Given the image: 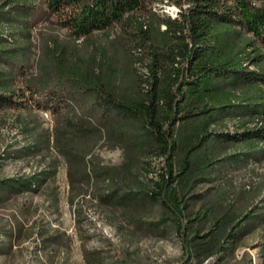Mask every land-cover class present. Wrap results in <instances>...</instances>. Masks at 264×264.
I'll return each mask as SVG.
<instances>
[{"label": "trees", "instance_id": "1", "mask_svg": "<svg viewBox=\"0 0 264 264\" xmlns=\"http://www.w3.org/2000/svg\"><path fill=\"white\" fill-rule=\"evenodd\" d=\"M156 1L42 0L39 8L35 0H0V109L27 111L24 131L33 139L5 156L43 159L32 173L0 177V202L42 189L54 193L60 156L67 162L71 188L85 194L94 178L111 172L91 158L97 145L107 137L112 144L141 143L160 157L152 189H121L110 176L113 187L97 195L129 208L128 216L137 223L142 217L130 207L148 197L158 201L164 210L150 226L165 234L173 230L182 244V262H189L195 254L206 259L222 252L226 242L264 224L263 203L259 212L225 213L207 233L191 237L185 190L201 168L218 160L204 146L209 137L264 144V0H172L189 4L176 19L153 10ZM37 11L48 27L64 29L69 43L117 28L146 52L144 71H136V82L123 86L111 61L104 67L101 56L60 55L65 45L53 35L43 47L51 54L50 65L40 64L29 74ZM220 90L227 92L226 102L214 95ZM35 109L56 117L53 133ZM225 113L238 115L241 130L212 133L210 126ZM191 127L192 138L184 141ZM199 146L207 153L202 167L192 159ZM260 155L264 149L254 156ZM116 253L122 263L133 254L124 248Z\"/></svg>", "mask_w": 264, "mask_h": 264}, {"label": "rangeland", "instance_id": "2", "mask_svg": "<svg viewBox=\"0 0 264 264\" xmlns=\"http://www.w3.org/2000/svg\"><path fill=\"white\" fill-rule=\"evenodd\" d=\"M35 1L42 8V0ZM36 18L38 23L32 29L33 46L28 54L29 74L36 73L40 64L50 65L51 54L43 47L53 35L65 45L60 55L66 52V55L75 54L76 57L101 56L104 67H108L111 61L119 72V83L123 86L135 83L136 71L145 69L146 52L133 46L117 28L69 43L65 30L48 27L41 11L36 12ZM160 29L165 28L162 25ZM214 95H218L222 102L229 98L223 90ZM33 112L53 133L56 117L45 110L35 109ZM27 117L28 112L24 110L0 109L1 178L32 173L43 164L40 155L22 158L5 156L33 140L24 131L22 120ZM216 119L209 128L212 133L241 130L240 118L235 113H225ZM193 132L194 127L185 130L183 140L192 138ZM212 137L214 135L205 141L204 146L218 160L213 161L210 167L201 168L187 181L185 189L188 191L191 237L196 232L200 235L207 233L225 213L263 210L264 155L259 158L254 155L258 149H264V144L220 141L218 137ZM143 138L142 135L138 137L140 141ZM125 143L127 141L123 140L112 144L107 137L95 147L91 158L97 157L101 165L108 169L106 171L111 172L94 178L85 194H78L71 188L67 162L60 156L56 183L52 186L54 193L42 189L39 193L12 195L0 202V264H264V224L226 242L225 250L220 253L206 259L195 254L189 262H182L183 249L179 236L169 228L165 234L149 224L163 213L164 209L158 201L148 197L145 202L137 200L138 203L130 207L142 217L140 223L128 216L129 208L117 202L102 201L97 192L111 189L113 183L121 189L141 191L151 190L157 179L160 157L149 152V148H144L141 143L132 147ZM200 147L197 149L199 153L194 152L192 159L195 165L202 167L207 157L205 149ZM182 155L183 151L179 150L178 158ZM110 176L115 177L116 182L112 181V177L108 180ZM118 248L133 252L126 257V263L117 258Z\"/></svg>", "mask_w": 264, "mask_h": 264}, {"label": "bare ground", "instance_id": "3", "mask_svg": "<svg viewBox=\"0 0 264 264\" xmlns=\"http://www.w3.org/2000/svg\"><path fill=\"white\" fill-rule=\"evenodd\" d=\"M188 5V3L178 4L170 0H160L153 3V10L176 19L180 17L183 9ZM163 27L165 28V25H163Z\"/></svg>", "mask_w": 264, "mask_h": 264}]
</instances>
